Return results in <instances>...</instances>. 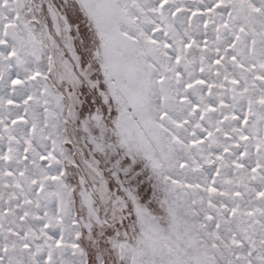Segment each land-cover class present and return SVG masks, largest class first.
<instances>
[{
    "label": "snow or ice",
    "instance_id": "snow-or-ice-1",
    "mask_svg": "<svg viewBox=\"0 0 264 264\" xmlns=\"http://www.w3.org/2000/svg\"><path fill=\"white\" fill-rule=\"evenodd\" d=\"M0 264H264V0H0Z\"/></svg>",
    "mask_w": 264,
    "mask_h": 264
}]
</instances>
